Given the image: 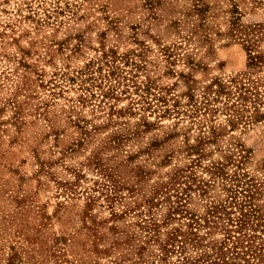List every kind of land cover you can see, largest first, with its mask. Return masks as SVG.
<instances>
[{"label": "rangeland", "instance_id": "obj_1", "mask_svg": "<svg viewBox=\"0 0 264 264\" xmlns=\"http://www.w3.org/2000/svg\"><path fill=\"white\" fill-rule=\"evenodd\" d=\"M230 9L0 0V264H163L144 224L165 219L160 237L179 224L177 189L195 187L179 201L196 212L225 197L221 165L263 177L264 39L252 60ZM233 78L243 94L218 96Z\"/></svg>", "mask_w": 264, "mask_h": 264}, {"label": "trees", "instance_id": "obj_2", "mask_svg": "<svg viewBox=\"0 0 264 264\" xmlns=\"http://www.w3.org/2000/svg\"><path fill=\"white\" fill-rule=\"evenodd\" d=\"M229 12L228 24L231 34L244 42L252 60L262 57L253 54V48L257 42L264 39V0H231ZM249 13L255 14L257 18L246 22L244 17ZM235 81L237 84L234 85L233 90L232 83L218 79L216 81L218 82L216 86L219 85L216 90L218 96L224 94L229 99L236 96V93L237 96L242 95V91L247 87L243 82L233 78L234 83ZM239 104L242 105L243 102ZM234 116L242 119L239 109ZM188 147L195 151L189 153H197L200 160L201 152L197 145L190 144ZM199 160L193 159L192 162ZM223 167L221 165L219 170L216 169L213 173L228 177V181L223 184L226 190L225 197L209 201L202 211L192 212L184 201H179L182 200L180 198L188 195V189L195 188L190 183H185L181 190L177 189L174 193L176 198L172 200L170 206L172 209L166 217L167 220L177 219L179 224L165 231L163 237H160L161 232L158 227L165 222V219L161 222L144 224V227L154 234L150 235L151 240L147 243L155 242L158 245L155 256H159L163 264H260V262L264 264V202H258L259 195L264 192V165L262 178L248 171L241 173L238 164L232 174ZM177 171L179 170L168 173V180L177 178ZM191 172L185 173V176H191ZM209 181L203 182L202 179H198L199 184L203 182L207 186L215 183L213 178ZM198 194L200 197L207 196L204 193ZM149 202L155 203L152 200ZM217 229L223 232L221 238L215 237ZM188 248L194 253L187 251ZM172 253H179L178 261L169 260ZM154 262L155 260L146 261L144 264H154Z\"/></svg>", "mask_w": 264, "mask_h": 264}]
</instances>
